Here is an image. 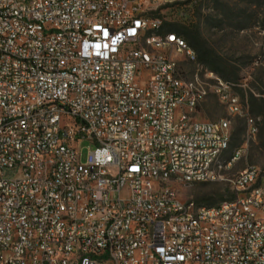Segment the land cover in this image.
I'll return each mask as SVG.
<instances>
[{
  "label": "built area",
  "instance_id": "built-area-1",
  "mask_svg": "<svg viewBox=\"0 0 264 264\" xmlns=\"http://www.w3.org/2000/svg\"><path fill=\"white\" fill-rule=\"evenodd\" d=\"M189 2L0 0V264H264L261 171L225 176L257 124L213 73L185 80L160 13ZM210 94L245 120L227 159ZM220 182L216 206L175 188Z\"/></svg>",
  "mask_w": 264,
  "mask_h": 264
},
{
  "label": "rangeland",
  "instance_id": "rangeland-1",
  "mask_svg": "<svg viewBox=\"0 0 264 264\" xmlns=\"http://www.w3.org/2000/svg\"><path fill=\"white\" fill-rule=\"evenodd\" d=\"M188 2L186 5L176 4L178 2L168 4L162 7L160 13L166 21L167 31L180 28L191 30L201 48L211 57L210 65L202 64L198 59L195 63H188L178 57L185 80L191 81L195 73L205 80L206 74L213 73L231 85V91L239 98L243 111L254 119L258 128L243 158L225 176L229 179L246 167H256L261 171L264 184V0ZM196 118L206 122L229 121L231 146L224 159L243 144L245 120L229 117L214 95L210 94L200 105ZM81 147V161L85 163L88 149L93 147L89 143H83ZM175 188L182 200L199 205L216 206L231 198L225 182L175 185Z\"/></svg>",
  "mask_w": 264,
  "mask_h": 264
},
{
  "label": "trees",
  "instance_id": "trees-1",
  "mask_svg": "<svg viewBox=\"0 0 264 264\" xmlns=\"http://www.w3.org/2000/svg\"><path fill=\"white\" fill-rule=\"evenodd\" d=\"M168 32L175 33L178 37L183 38L186 42L188 41L189 42V43L187 42L188 45L196 52L197 59L200 61V63L210 65L209 64L211 60L210 55L201 48V46L197 41V37L191 30L186 28H180V29H170L168 30Z\"/></svg>",
  "mask_w": 264,
  "mask_h": 264
}]
</instances>
